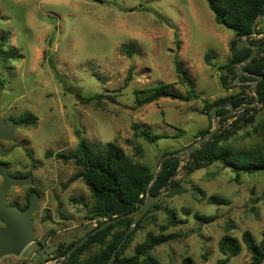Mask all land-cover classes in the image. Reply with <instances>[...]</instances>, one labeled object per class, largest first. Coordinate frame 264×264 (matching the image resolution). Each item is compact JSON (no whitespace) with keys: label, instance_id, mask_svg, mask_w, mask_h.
Segmentation results:
<instances>
[{"label":"rangeland","instance_id":"374dc122","mask_svg":"<svg viewBox=\"0 0 264 264\" xmlns=\"http://www.w3.org/2000/svg\"><path fill=\"white\" fill-rule=\"evenodd\" d=\"M259 22L264 31V17ZM2 32L7 34L5 49L14 53L0 57L1 114L35 117L34 123L16 129L5 146L15 147L6 157L9 169L30 172L33 185L11 187L7 201L21 202L31 187L38 198L32 214L34 241L19 256L1 257L0 264H37L39 256L55 264L59 246L96 225L98 219L88 217L94 199L84 181L78 178L65 185L79 167L72 159L55 157L76 150L77 133L96 145L114 143L133 161L156 171L164 152L182 149L196 140L198 131L212 127L201 98L212 102L241 92L231 78V89L221 82L223 68L228 75L227 66H232L235 36L215 22L206 0H0ZM129 43L134 48L131 57L121 49ZM207 52L212 54L211 64L204 59ZM175 54L194 79L200 98L162 97L138 105L135 91L141 90L138 95L143 96L160 85L185 95L187 86L174 70ZM245 91L249 93V84ZM93 94L96 98L88 101ZM255 107L258 112L249 120L254 122L228 140L233 149L261 143L257 128L264 105ZM233 110L225 113L224 126L235 119L238 110ZM134 125L162 137L152 143L134 137ZM184 163L180 161L173 177L177 185L164 189L156 202L159 206L146 213L123 256L133 254L147 232H163L177 237L151 251L160 264H179L186 256L193 264H219L224 256L218 241L228 234L240 241L241 251L226 264H247L250 254L242 233L251 232L257 242L264 238V173L242 174L234 181V173L219 162L190 173ZM196 187L228 203L208 204ZM170 212L182 222L170 224ZM197 213L215 217L202 223Z\"/></svg>","mask_w":264,"mask_h":264},{"label":"trees","instance_id":"16d2710c","mask_svg":"<svg viewBox=\"0 0 264 264\" xmlns=\"http://www.w3.org/2000/svg\"><path fill=\"white\" fill-rule=\"evenodd\" d=\"M206 2L214 15L215 22L231 30L235 36V40L232 41L230 48L232 50L230 63L232 64L233 81L236 76L235 65L246 58L251 52L249 48L245 47L240 50L235 49L236 36L251 32L253 21L257 16L264 13V0H206ZM259 24L260 22L257 23L258 33L262 31L258 27ZM6 46L7 34L2 32L0 34V57L11 58L10 54L14 53V51L5 49L7 48ZM121 49L125 50V54L128 57H131L134 53L133 43L123 44ZM211 58L212 54L209 52L204 56L208 64H211ZM242 68L246 73L238 78L241 81L239 84L241 92L218 98L212 102L201 98L203 112L208 118L209 110L212 106L217 107L216 112L222 117L220 118L222 125L219 127L217 133L205 141L200 148L192 152L188 157L183 159L177 157L165 159L162 169L149 188L151 195L158 194L162 189H174L177 184L173 180V177L178 173L180 161L182 160H185L183 169L187 173L207 167L214 162H219L234 173V181H238L242 174L264 173V113L257 128L261 136V143L252 145L250 148L239 149H233L228 143V140L231 137L233 138L238 131L254 122V119L251 122L248 120L251 110L254 108V106H248V104L254 100L255 93L258 95L259 103L264 105V55L260 58H253ZM174 70L177 80L187 86V92L184 96L172 92L167 85H160L145 92L143 96L138 95L142 93L141 90L135 91L138 105L152 103L162 97H171L181 101H191L200 98L194 89V79L190 77L182 63L177 59L176 54L174 55ZM131 72L132 67L128 71L127 81L131 78ZM221 78L223 87L229 89L227 75L222 74ZM248 84L250 91L246 93L245 88ZM96 96L93 94L87 99L89 101L96 98ZM228 103L232 105V109L239 110V112L233 115L235 119L231 123L224 126V122L228 118L225 116V113H229L231 110ZM255 112L257 113L258 109ZM34 120L35 117L27 113L18 118V121L22 125L32 124ZM209 129L210 126L207 129L198 131V135L195 138L197 139L205 135ZM133 130L134 137L142 138L149 143L162 137L161 134H153L147 129H140L137 125L133 126ZM77 137L78 143L74 152L66 155L58 152L55 154V157L59 159H72L79 167L77 172L68 178L65 185L81 178L93 196L94 204L88 217L90 219L97 218L98 221L94 227L85 233L87 234L105 220L130 212L142 204L155 171L145 164L133 161L121 147L114 143L108 142L96 145L86 141L79 133H77ZM136 149L137 153L142 152L140 147ZM167 153L170 152H164L163 155ZM195 190L200 195V198L204 199L208 204L221 205L228 203V200L221 196L214 194L206 195L198 187ZM158 206L159 203H156L152 208H157ZM146 217L147 214L128 233L124 242L118 248L111 264H160L151 255V251L157 245L175 239L177 234L147 232L144 239L135 244L133 248L134 253L129 256H123L125 250L133 240L135 232L141 227V223ZM214 217L213 215L196 214V218L202 223L211 222L214 220ZM167 218L170 224L173 225L182 222V220L176 217L174 212L168 213ZM131 220L132 218L128 217L121 218L111 223L105 229L94 233L88 240L76 248L73 253L66 257L61 264H107L111 253L123 239ZM80 238L71 241L63 248H59V254H65ZM241 240L250 254V260L247 264H261L264 261V238L257 242L251 232L244 231ZM94 246L97 247L96 251L82 258L84 252H88ZM218 250L224 256L218 263L226 264L230 257L236 256L241 251V243L237 238L226 234L219 239ZM179 264H193V261L190 257L186 256L181 259Z\"/></svg>","mask_w":264,"mask_h":264},{"label":"water","instance_id":"95a60500","mask_svg":"<svg viewBox=\"0 0 264 264\" xmlns=\"http://www.w3.org/2000/svg\"><path fill=\"white\" fill-rule=\"evenodd\" d=\"M263 17H264V13L256 17V19L253 21L251 25V32L249 34H242L236 36L237 39V42L235 44L236 50H240L243 47L249 48L251 50L250 54L246 58L242 59L238 64L235 65V71L238 76L242 73L243 74L246 73V71H244L242 68L244 65H246L250 60H252L253 58L257 57L259 54L262 53V52L259 53L257 52L259 46L250 43L249 37L251 36L258 37L259 35H261L260 33L257 32V23ZM223 73L226 74L225 67L223 68ZM233 83H239V82L237 81V79H235L234 81L231 82V84ZM0 97H1V83H0ZM259 104L260 103H259L258 95L255 93L254 100L251 103H249L248 106H257ZM228 105L231 111L234 112V110L232 109V105L230 103H228ZM255 108L256 107L252 108L248 120L252 118V115L255 112ZM216 110H217L216 106H212L209 110V118L212 121V127L205 133V135L197 138L194 142L183 147L182 149L167 153L160 158L158 168L155 171L150 181L149 187L147 189L146 197L142 202V204H140L136 209L130 212L105 220L99 226L95 227L87 234L82 236L60 258L64 260L71 253H73L76 250V248H78L81 244H83L86 240H88L91 235L105 229L107 226H109L111 223L115 222L116 220H119L124 217L132 218L130 226L126 230L123 239L118 244V246L113 250L107 261V264H111L115 258L118 248L124 242L128 233H130L134 229L137 222L148 212V210L157 202L160 196L164 193L165 190L162 189L158 194L151 195L149 193V188L152 185L153 181L155 180L157 174L162 169L165 159L170 157H177L182 159L186 158L192 152L200 148L205 141L209 140L215 133H217L219 129L218 127L220 125L219 122L220 115L217 114ZM20 126H22V123L14 122V121H11V123L7 125L0 111V139L11 140L15 129ZM6 154L7 152L4 151L2 145L0 144V156H5ZM0 177L2 178V183L0 185V222L4 224L3 228L0 227V258L5 255L19 256L23 252V250L31 242L34 241L33 220L31 218V215L36 208L37 193L35 191L31 193L30 203L25 210H19L15 206H7L4 200L7 190L11 186H21V185L30 184L31 179L29 176L27 177L10 176L7 173L6 168L2 163H0Z\"/></svg>","mask_w":264,"mask_h":264},{"label":"flooded vegetation","instance_id":"af4514ba","mask_svg":"<svg viewBox=\"0 0 264 264\" xmlns=\"http://www.w3.org/2000/svg\"><path fill=\"white\" fill-rule=\"evenodd\" d=\"M264 32V31H263ZM263 32H260V34H263ZM254 37V36H253ZM249 40H250V43H252V44H256V45H258L259 47H258V50H257V52L259 53V52H262L261 54H259L256 58H260V57H262L263 55H264V40L262 39V38H257L256 36H255V39H253L252 38V36L251 37H249ZM227 70L229 71L228 72V75H227V78L229 79V78H231V80H232V66L229 64L228 66H227ZM236 73V72H235ZM241 75H243V74H241ZM241 75H237V73H236V76H235V79H237V81L239 82V84L241 83V81H239L238 80V78L241 76ZM234 79V80H235ZM233 80V81H234ZM255 107V106H254ZM231 111V110H230ZM238 112H239V110H238ZM4 118V120L6 121V124L7 125H9L10 123H11V121H14V122H19L18 121V118L17 119H13V118H5V117H3ZM22 126H24V124L22 125ZM22 126H20V127H17L16 129H18V128H21ZM15 129V130H16ZM15 132V131H14ZM14 134V133H13ZM8 142H11V140H4V139H0V144L2 145V147H3V149H4V151L5 152H7V154L5 155V156H0V163H2L4 166H5V168H6V171H7V173L10 175V176H15V177H27V176H29L30 177V179H31V183L30 184H26V185H21V186H32L33 185V176H32V174L30 173V172H25V173H20V172H14V173H12V171L9 169V163H8V161L6 160V157L7 156H9L10 155V153L12 152V150L15 148V147H11V148H9V149H6L5 148V146H6V143H8ZM11 151V152H10ZM1 183H2V178L0 177V185H1ZM21 186H11V187H21ZM10 187V188H11ZM10 188L7 190V192H6V195H5V204L7 205V206H15L16 208H18L19 210H25L27 207H28V205H29V203H30V195H31V193L33 192V191H35L36 193H37V198H38V192L35 190V189H32L33 187H31V191L30 192H25L24 194H22V201L21 202H17V201H14V202H8L7 201V195H8V192H9V190H10ZM37 203V202H36ZM33 214V213H32ZM31 218H32V215H31ZM32 220H33V218H32ZM0 227L1 228H3L4 227V224L2 223V222H0ZM34 233V232H33ZM59 248H61V246H59L58 248H57V252L59 251ZM62 255H60L59 254V252L57 253V255L55 256V257H53L54 259H56V261H55V264H61L62 262H63V260L60 258ZM37 259V264H50V263H48V262H50V258H43L42 256H39V257H37L36 258Z\"/></svg>","mask_w":264,"mask_h":264},{"label":"built area","instance_id":"2783aa9c","mask_svg":"<svg viewBox=\"0 0 264 264\" xmlns=\"http://www.w3.org/2000/svg\"><path fill=\"white\" fill-rule=\"evenodd\" d=\"M257 38H262L264 40V33L259 35ZM47 264V263H46Z\"/></svg>","mask_w":264,"mask_h":264},{"label":"crops","instance_id":"0c3cea01","mask_svg":"<svg viewBox=\"0 0 264 264\" xmlns=\"http://www.w3.org/2000/svg\"><path fill=\"white\" fill-rule=\"evenodd\" d=\"M260 25V24H259ZM259 25H258V27H259ZM261 32H263V30L261 31ZM264 33V32H263ZM232 87H230L229 89H231ZM261 105V104H260Z\"/></svg>","mask_w":264,"mask_h":264}]
</instances>
